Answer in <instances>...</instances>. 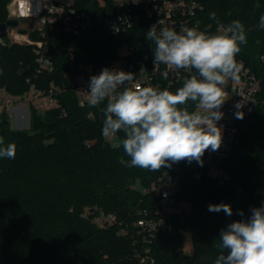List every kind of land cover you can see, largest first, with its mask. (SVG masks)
Returning <instances> with one entry per match:
<instances>
[{"label":"trees","instance_id":"1","mask_svg":"<svg viewBox=\"0 0 264 264\" xmlns=\"http://www.w3.org/2000/svg\"><path fill=\"white\" fill-rule=\"evenodd\" d=\"M10 1L0 0V22L9 19ZM203 2L199 30L220 33L218 25L233 20L245 25L247 44L241 45L237 57L259 81V99L264 100V29L259 27L264 0ZM80 4L95 17V24L77 35L51 32L53 71H38L33 45L0 39V88L14 96L46 88L52 81L68 88L59 94L58 108L30 106L29 129L12 127L7 112L0 114V137L5 145H16L14 159H0V264H133L135 250L142 247L136 222L160 207V198L147 188L165 170L181 174L178 202H189L190 210L184 206L172 214L157 234L153 264H214L220 230L264 204V103L236 119L238 141L223 161L229 173L224 181L196 179L186 168L187 160L158 171L125 167L119 160L130 157L118 146L124 134L118 133L114 142L102 135L104 105H80L68 73H81V62L92 64L94 75L112 68L124 44L134 46L137 59L150 61V22L140 17L132 29L113 36L98 17L95 1ZM211 12L215 20L209 18ZM22 31L39 37L36 30ZM184 79L173 84L164 80L158 88L175 92ZM219 203L230 204L233 215L208 211L210 204ZM85 206L91 209L88 217ZM100 210L115 214L111 225L92 221ZM186 230L192 235L191 254L182 251Z\"/></svg>","mask_w":264,"mask_h":264},{"label":"clouds","instance_id":"2","mask_svg":"<svg viewBox=\"0 0 264 264\" xmlns=\"http://www.w3.org/2000/svg\"><path fill=\"white\" fill-rule=\"evenodd\" d=\"M209 18L215 20L216 13H209ZM259 27L264 29V14ZM146 39L152 42L154 65L189 73L195 70V74L173 92L135 84V73L105 67L90 77L87 103L89 107L104 105L103 136L124 134L118 146L130 157L120 158L125 167L158 171L182 160L202 165L205 151H216L222 145L218 122L224 116L223 86L240 78L237 55L241 45L247 44L245 25L233 20L216 34L194 27L157 30L153 25ZM161 75L167 79L168 72ZM235 118L243 119L244 113L237 111ZM15 155L16 145H5L0 137V159H14ZM208 211L233 215L227 203L210 204ZM250 211L248 218L232 221L220 230L214 264H264V204ZM237 214L244 216L242 210Z\"/></svg>","mask_w":264,"mask_h":264},{"label":"built area","instance_id":"3","mask_svg":"<svg viewBox=\"0 0 264 264\" xmlns=\"http://www.w3.org/2000/svg\"><path fill=\"white\" fill-rule=\"evenodd\" d=\"M39 25L31 30L38 31L39 37H32L29 32H20L19 39L12 42H22L33 45L36 53L38 71H53L55 60L52 54L54 43L51 39V32L80 34L92 28L95 24V17L91 12L80 4L81 0H40ZM98 6V17L105 23L108 31L113 36L132 29L140 17L146 16L150 26L156 25L157 30L163 26L175 28L176 31L184 27H194L199 30V14L204 10L203 0H93ZM15 2H13L14 5ZM227 25L219 24V32H223ZM30 30V31H31ZM24 36V37H23ZM23 37V38H22ZM5 37L1 38L4 40ZM72 56L73 53H72ZM154 57L147 61L137 59L133 45L124 44L118 50V57L113 61L112 68L135 73V84L141 86H153L158 88L165 80L173 84L182 78H188L195 74V70L189 73L185 70L166 69L164 65H154ZM241 65L239 80H229L223 86L225 96L221 111L223 118L218 122L222 127V145L216 150H206L202 157V165L196 161L186 163L196 179L204 176L224 181L229 173L223 165L224 159L230 156L237 141V127L235 113L242 111L244 116L249 115L264 100L259 99L260 84L254 75L250 74L242 59L237 57ZM82 70L79 74L68 73L71 77V88L78 94L80 105L87 102V91L89 79L94 75L93 65L83 62L79 64ZM168 72L167 79L161 73ZM135 86V85H133ZM67 86L52 81L46 88H36L25 92L23 95L1 97L6 108H10L16 114V108L22 106L26 109L24 116L30 114L26 106H34L38 110H49L60 107L59 94L67 90ZM241 107L237 108L236 105ZM231 116L233 117L231 119ZM160 198V207L155 214L137 220L138 233L141 238L142 247L135 250L133 264H153L152 244L161 231L167 226L170 216L182 211L185 206L178 202L181 190V174L165 170L159 174L152 184L147 188Z\"/></svg>","mask_w":264,"mask_h":264},{"label":"rangeland","instance_id":"4","mask_svg":"<svg viewBox=\"0 0 264 264\" xmlns=\"http://www.w3.org/2000/svg\"><path fill=\"white\" fill-rule=\"evenodd\" d=\"M13 2H15L14 5ZM40 7H41L40 0H11L7 6L8 16L9 19L12 18L18 19L19 24L17 26H9L8 34L7 36H5L6 41L12 42L15 39H19L20 38L19 36L21 35L20 32H23L22 29L29 31L33 27L39 25ZM1 97H5V98L11 97V95L5 89L0 88V114H2L4 111L7 112L12 127L19 129L22 128L29 129L30 123L28 116H24L22 118L25 112L19 111V109H17L15 114L10 108L5 107L4 100ZM26 108L29 113V107L26 106ZM232 118L233 117L231 116V119ZM111 140L113 142L116 141V137H112ZM137 186L139 185L137 184ZM183 204L185 205L187 211L190 210L189 202L183 201ZM90 213H91L90 206H85L83 214H85V216L88 217ZM114 215H115L114 213H105L104 211L100 210V212H98L96 216L92 218V221H94L98 226H108L112 224ZM193 250L194 248H193L191 232L186 230L183 233L182 251L185 254H191Z\"/></svg>","mask_w":264,"mask_h":264},{"label":"water","instance_id":"5","mask_svg":"<svg viewBox=\"0 0 264 264\" xmlns=\"http://www.w3.org/2000/svg\"><path fill=\"white\" fill-rule=\"evenodd\" d=\"M19 24L18 19L12 18L5 22H0V39L7 36L9 26H17Z\"/></svg>","mask_w":264,"mask_h":264},{"label":"crops","instance_id":"6","mask_svg":"<svg viewBox=\"0 0 264 264\" xmlns=\"http://www.w3.org/2000/svg\"><path fill=\"white\" fill-rule=\"evenodd\" d=\"M16 109H19V111H23V112H26V109L22 106H18Z\"/></svg>","mask_w":264,"mask_h":264}]
</instances>
